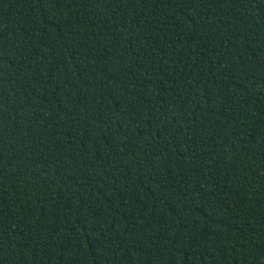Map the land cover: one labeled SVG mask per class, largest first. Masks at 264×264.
<instances>
[{
	"label": "trees",
	"instance_id": "16d2710c",
	"mask_svg": "<svg viewBox=\"0 0 264 264\" xmlns=\"http://www.w3.org/2000/svg\"><path fill=\"white\" fill-rule=\"evenodd\" d=\"M0 264H264V0H0Z\"/></svg>",
	"mask_w": 264,
	"mask_h": 264
}]
</instances>
